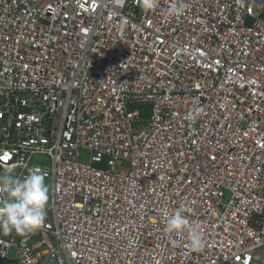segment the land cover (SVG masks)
Wrapping results in <instances>:
<instances>
[{
	"label": "built area",
	"instance_id": "built-area-1",
	"mask_svg": "<svg viewBox=\"0 0 264 264\" xmlns=\"http://www.w3.org/2000/svg\"><path fill=\"white\" fill-rule=\"evenodd\" d=\"M173 2L0 0V175L50 187L0 259L264 264V0Z\"/></svg>",
	"mask_w": 264,
	"mask_h": 264
},
{
	"label": "clouds",
	"instance_id": "clouds-1",
	"mask_svg": "<svg viewBox=\"0 0 264 264\" xmlns=\"http://www.w3.org/2000/svg\"><path fill=\"white\" fill-rule=\"evenodd\" d=\"M141 6L145 10L155 9L158 0H142ZM184 11L185 5L176 0L169 5L167 14L179 16ZM49 201L50 187L39 167L33 168L23 179L11 174L0 175V230L21 235L38 230L44 223ZM183 213L182 208L175 210L167 218L165 231L180 234L187 229L190 247L198 249L202 247V233L190 225Z\"/></svg>",
	"mask_w": 264,
	"mask_h": 264
},
{
	"label": "rangeland",
	"instance_id": "rangeland-1",
	"mask_svg": "<svg viewBox=\"0 0 264 264\" xmlns=\"http://www.w3.org/2000/svg\"><path fill=\"white\" fill-rule=\"evenodd\" d=\"M33 162L38 165L49 164V160L46 157H34ZM10 256L14 257V251H10Z\"/></svg>",
	"mask_w": 264,
	"mask_h": 264
},
{
	"label": "trees",
	"instance_id": "trees-1",
	"mask_svg": "<svg viewBox=\"0 0 264 264\" xmlns=\"http://www.w3.org/2000/svg\"><path fill=\"white\" fill-rule=\"evenodd\" d=\"M145 114V116L147 115L146 114V112H144ZM0 264H18V262H16V261H13V260H2V259H0Z\"/></svg>",
	"mask_w": 264,
	"mask_h": 264
}]
</instances>
